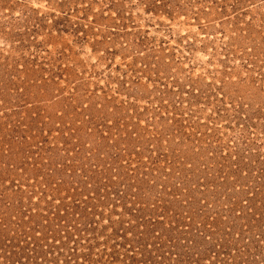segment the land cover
<instances>
[{
	"label": "rangeland",
	"instance_id": "rangeland-1",
	"mask_svg": "<svg viewBox=\"0 0 264 264\" xmlns=\"http://www.w3.org/2000/svg\"><path fill=\"white\" fill-rule=\"evenodd\" d=\"M0 264H264V0H0Z\"/></svg>",
	"mask_w": 264,
	"mask_h": 264
}]
</instances>
